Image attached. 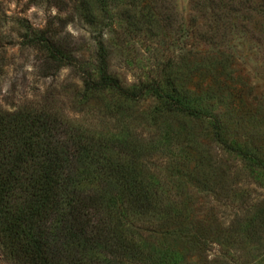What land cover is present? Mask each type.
Listing matches in <instances>:
<instances>
[{
  "label": "rangeland",
  "instance_id": "374dc122",
  "mask_svg": "<svg viewBox=\"0 0 264 264\" xmlns=\"http://www.w3.org/2000/svg\"><path fill=\"white\" fill-rule=\"evenodd\" d=\"M41 32L70 64L47 63ZM100 68L146 91L87 90ZM29 106L138 151L157 209L125 231L145 264H264V0H0V109Z\"/></svg>",
  "mask_w": 264,
  "mask_h": 264
},
{
  "label": "trees",
  "instance_id": "16d2710c",
  "mask_svg": "<svg viewBox=\"0 0 264 264\" xmlns=\"http://www.w3.org/2000/svg\"><path fill=\"white\" fill-rule=\"evenodd\" d=\"M37 41L49 52L50 66L70 64L60 49L47 45L44 32ZM81 77L87 90L123 100L146 91L144 86L121 88L106 68L96 78L91 73ZM153 90L168 110L199 116L176 89L157 84ZM61 126L60 119L37 107L12 113L0 109L3 254L16 264H145L150 255L125 231L130 218L146 219L157 209L140 177L138 151L126 142L95 139L66 126L61 133ZM215 129L220 136L217 122Z\"/></svg>",
  "mask_w": 264,
  "mask_h": 264
}]
</instances>
